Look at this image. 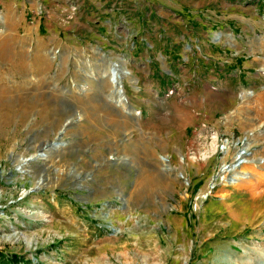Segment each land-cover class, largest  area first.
Here are the masks:
<instances>
[{
	"label": "rangeland",
	"instance_id": "1",
	"mask_svg": "<svg viewBox=\"0 0 264 264\" xmlns=\"http://www.w3.org/2000/svg\"><path fill=\"white\" fill-rule=\"evenodd\" d=\"M0 209V264H264V0H0Z\"/></svg>",
	"mask_w": 264,
	"mask_h": 264
},
{
	"label": "bare ground",
	"instance_id": "2",
	"mask_svg": "<svg viewBox=\"0 0 264 264\" xmlns=\"http://www.w3.org/2000/svg\"><path fill=\"white\" fill-rule=\"evenodd\" d=\"M101 63H103V68L101 70L90 69V70L86 71L85 76L88 79L91 78V80H92V78L93 79L96 78L101 83L108 84L111 91L108 95H106V99L115 108L122 111L123 114L128 116V113H129V114H132L131 116H133L134 118L140 117V115H141L140 111L130 109L128 99L126 98L125 93H124L122 80L124 78H127L130 75L129 70L126 69L125 67H123L124 65L119 63L118 61H116L114 63V62L105 61V59L102 58ZM79 87L80 86L78 85L77 88H79ZM245 96H246V94L243 96V98H245ZM63 131H64V128L61 129V131H60L61 135H62ZM58 141L61 144L63 143L61 140H58ZM244 146H245V148L243 150H245L248 147L247 144L246 145L244 144ZM227 149H228V146H227L226 150ZM245 151L244 152L239 151L235 154V156H234L235 164L232 165V170H234L233 168H235V172H233V176H232L233 181H231L230 183L228 182V184H239L240 182H242V180L244 181L248 178V175H247L248 172L244 171L243 169L237 170V167L241 166L242 164H250L252 162V160L249 158H245V159L242 158L244 155H246ZM227 153H229V152L225 151V155ZM30 157L33 161H37V160H42V159L44 160L45 158L47 159L48 155H47V152L43 151L42 154H40V155H35V156L32 155ZM159 158H160L163 166L168 167L169 169H172V167L170 166V163L168 161V158H166V157H159ZM14 163H16V165H17L16 167H18V169H20V171H25V170L31 169V166L28 163L27 156H25L23 154L16 156ZM61 171H63V170H61ZM230 174H229V176H230ZM178 177L182 178V179L185 178L184 175L181 173L178 174ZM184 181L187 182L186 179H184ZM43 184H44V180L37 179L35 186L37 189H40L43 186ZM119 200L122 203H125L122 196H121V199H119ZM32 217H34V216H32ZM37 217L39 219V217H41V215H37Z\"/></svg>",
	"mask_w": 264,
	"mask_h": 264
},
{
	"label": "built area",
	"instance_id": "3",
	"mask_svg": "<svg viewBox=\"0 0 264 264\" xmlns=\"http://www.w3.org/2000/svg\"><path fill=\"white\" fill-rule=\"evenodd\" d=\"M81 207H82V209L84 211H88L90 214H92V217L95 218L94 220L97 222V223H95V225L97 227L104 229L103 227L107 226L109 228V231H111V232H113L115 234H119V231H120L121 228L116 226L114 221H112L110 218H108L109 217V215H108L109 213L106 210V205L105 204H100L98 206H96V205L92 206L91 212H90L88 206L81 205ZM4 208H6V207H3L2 209L4 210ZM2 209H0V210H2ZM104 212H106V213L104 214ZM126 219L127 220L129 219L128 215H126ZM92 220L90 219V221H92Z\"/></svg>",
	"mask_w": 264,
	"mask_h": 264
},
{
	"label": "crops",
	"instance_id": "4",
	"mask_svg": "<svg viewBox=\"0 0 264 264\" xmlns=\"http://www.w3.org/2000/svg\"><path fill=\"white\" fill-rule=\"evenodd\" d=\"M233 35V37H235V35L234 34H232ZM209 42V41H208ZM218 43H213V42H211V44H207V45H205V46H207V47H209L210 48V50L209 51H211V52H214V54H210V56L209 57H211L210 59H209V57H204L203 59L204 60H209V61H205V62H214V63H216V61L219 59V57H220V52H218V50H219V47H218ZM175 56H177V55H179L178 53H173ZM181 55V54H180ZM176 60H178V59H176ZM234 61V60H233ZM179 61H177V63H178ZM230 62H232V61H230ZM209 65L211 64V63H208ZM220 64V63H219ZM228 64H229V62H228ZM231 78H235V77H231ZM237 78H244V77H237ZM244 95H245V93H243ZM247 95V94H246Z\"/></svg>",
	"mask_w": 264,
	"mask_h": 264
},
{
	"label": "water",
	"instance_id": "5",
	"mask_svg": "<svg viewBox=\"0 0 264 264\" xmlns=\"http://www.w3.org/2000/svg\"><path fill=\"white\" fill-rule=\"evenodd\" d=\"M50 145H51V146H52V145H53V146H56V143L52 142ZM74 176H75V177H74ZM74 176H73L74 179L79 178V175H77V174H74Z\"/></svg>",
	"mask_w": 264,
	"mask_h": 264
},
{
	"label": "trees",
	"instance_id": "6",
	"mask_svg": "<svg viewBox=\"0 0 264 264\" xmlns=\"http://www.w3.org/2000/svg\"><path fill=\"white\" fill-rule=\"evenodd\" d=\"M14 260H16V257H13Z\"/></svg>",
	"mask_w": 264,
	"mask_h": 264
}]
</instances>
